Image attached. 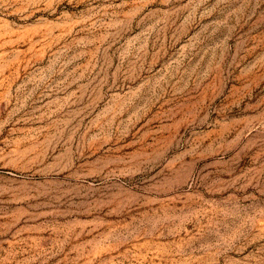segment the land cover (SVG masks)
I'll return each instance as SVG.
<instances>
[{
	"label": "rangeland",
	"instance_id": "1",
	"mask_svg": "<svg viewBox=\"0 0 264 264\" xmlns=\"http://www.w3.org/2000/svg\"><path fill=\"white\" fill-rule=\"evenodd\" d=\"M0 264H264V0H0Z\"/></svg>",
	"mask_w": 264,
	"mask_h": 264
}]
</instances>
